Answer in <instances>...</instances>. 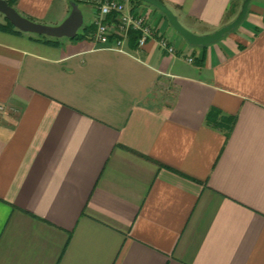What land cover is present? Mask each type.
<instances>
[{"label": "crops", "instance_id": "1", "mask_svg": "<svg viewBox=\"0 0 264 264\" xmlns=\"http://www.w3.org/2000/svg\"><path fill=\"white\" fill-rule=\"evenodd\" d=\"M161 1L199 35L243 2ZM130 7L155 26L144 46L0 29V264H264V0L206 46ZM16 9L59 25L71 5Z\"/></svg>", "mask_w": 264, "mask_h": 264}, {"label": "water", "instance_id": "2", "mask_svg": "<svg viewBox=\"0 0 264 264\" xmlns=\"http://www.w3.org/2000/svg\"><path fill=\"white\" fill-rule=\"evenodd\" d=\"M153 5L162 11L168 18L172 27L181 34L191 45L206 46L224 37L225 34L237 28L246 18L249 6L253 0H243L238 15L230 23L220 27L212 33L203 35L196 34L186 28L178 19V16L161 0H140ZM71 12L59 25H46L33 21L11 6L7 0H0V13H2L17 29L23 32L46 35L53 38L74 39L81 27H83L84 16L81 8L75 0H69Z\"/></svg>", "mask_w": 264, "mask_h": 264}, {"label": "built area", "instance_id": "3", "mask_svg": "<svg viewBox=\"0 0 264 264\" xmlns=\"http://www.w3.org/2000/svg\"><path fill=\"white\" fill-rule=\"evenodd\" d=\"M79 1H93L97 5L98 13L93 22L96 27L93 40L106 48L122 50L132 30L138 31L140 34L137 40L139 46H144L149 39L156 38V29L150 18L132 11L130 7L132 0ZM159 45L169 53H176V49L166 38L159 39ZM191 60L192 58H190ZM3 110L5 107L0 105V111Z\"/></svg>", "mask_w": 264, "mask_h": 264}, {"label": "trees", "instance_id": "4", "mask_svg": "<svg viewBox=\"0 0 264 264\" xmlns=\"http://www.w3.org/2000/svg\"><path fill=\"white\" fill-rule=\"evenodd\" d=\"M7 1L9 2V4L11 6H13L14 8H16L17 0H7ZM75 1L77 3H79V0H75ZM239 1L240 0H232V3L230 5V8L228 9V12L230 10H232L233 7L235 6V4L237 2H239ZM132 2H136V3H146V2H143V1H140V0H132ZM146 4L151 5L149 3H146ZM156 9H158V8H156ZM0 29L6 30V31H9V32L22 33V31H20L19 29H17L5 16H4V21L3 22L0 21ZM95 30H96V27L95 26H92V25L91 26H84L83 27V32L82 33H78L77 36L74 39H76V40H82V39H88L90 37H93ZM35 35L37 37L41 38V39H45L46 41H52V42L59 41V38H52V37H49V36H46V35H39V34H35ZM139 36H140V34H139L138 31H133L132 30L131 31V34H130L129 41L132 42V44H135L136 41L138 40ZM112 39H113V37H112ZM217 116H218L217 111H215L214 109H212L208 113L207 120L208 121L215 120V119H217Z\"/></svg>", "mask_w": 264, "mask_h": 264}, {"label": "rangeland", "instance_id": "5", "mask_svg": "<svg viewBox=\"0 0 264 264\" xmlns=\"http://www.w3.org/2000/svg\"><path fill=\"white\" fill-rule=\"evenodd\" d=\"M0 20H4V15L2 13H0ZM87 21H88V16L86 14L85 15V24H86ZM85 24L83 25V27L85 26ZM83 27H81L79 29V32L78 33H82L83 32ZM63 39H65L66 41H71L72 40L71 38H67V37H64Z\"/></svg>", "mask_w": 264, "mask_h": 264}]
</instances>
